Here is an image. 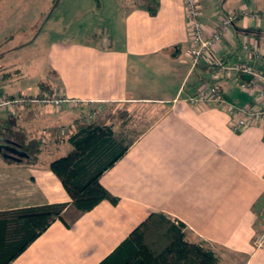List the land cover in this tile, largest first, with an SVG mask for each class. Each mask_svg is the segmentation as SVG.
<instances>
[{
    "label": "crops",
    "instance_id": "obj_1",
    "mask_svg": "<svg viewBox=\"0 0 264 264\" xmlns=\"http://www.w3.org/2000/svg\"><path fill=\"white\" fill-rule=\"evenodd\" d=\"M221 1L226 0H198L204 24L235 9L223 8ZM64 18L71 19L67 35L59 28ZM243 25L264 32L263 23L235 26ZM11 36L0 43V67L6 68L0 95L65 102L56 112L50 105H33L0 115L43 146L35 165L0 156V211L67 203L62 217L72 218L65 220L68 227L54 221L10 264H97L152 212L183 223L187 239L206 243L220 264H264V240L254 244L264 229V123L234 132L223 108L187 102L207 69L203 63L192 69L186 56L182 0H59L32 39L9 45ZM243 39L264 52V34L232 28L216 54L264 70L263 62L243 54ZM39 40L46 86L37 81L25 86L22 77L14 86L22 58ZM218 88L236 107L257 103L230 82L221 81ZM120 106L148 124L99 178L117 203L104 200L80 213L48 164L72 148L68 137L81 123L108 125L119 141ZM236 257L241 262L233 261Z\"/></svg>",
    "mask_w": 264,
    "mask_h": 264
},
{
    "label": "trees",
    "instance_id": "obj_2",
    "mask_svg": "<svg viewBox=\"0 0 264 264\" xmlns=\"http://www.w3.org/2000/svg\"><path fill=\"white\" fill-rule=\"evenodd\" d=\"M58 2L52 0L49 12ZM148 10L153 13L155 8ZM227 11H232L235 17L231 29L244 35L264 34L252 26H235L243 22L240 8L223 13ZM68 142L72 148L64 156L51 160L48 168L68 194L69 204L80 213L92 210L104 200L115 205L117 197L99 183V178L123 156L129 143L115 140L110 126L92 122L81 123ZM0 144L23 152L19 162L27 165H35L43 150L40 141L29 138L16 122L4 117H0ZM67 206L53 203L0 211V264H10L54 221L68 227L62 217ZM184 228L183 223L168 215L152 212L97 264H220L212 248L202 241H189Z\"/></svg>",
    "mask_w": 264,
    "mask_h": 264
},
{
    "label": "built area",
    "instance_id": "obj_3",
    "mask_svg": "<svg viewBox=\"0 0 264 264\" xmlns=\"http://www.w3.org/2000/svg\"><path fill=\"white\" fill-rule=\"evenodd\" d=\"M186 27L189 35L186 56L191 68L199 63L207 67V75L200 80L195 92L187 98L191 105L219 106L232 116L229 126L239 132L248 127L264 123V70L243 62H225L216 54V46L230 32L235 19L232 11L223 13L217 22L210 26L201 21V8L198 0H182ZM243 21L264 24V11L255 12L240 9ZM241 51L247 57L264 63V52L252 40L243 39ZM221 81L237 85L243 91L256 98L257 103L236 107L224 98L218 88ZM65 99L55 96L35 97L31 95H0V112L13 113L27 106L51 105L59 108ZM264 240V229L254 241L260 246Z\"/></svg>",
    "mask_w": 264,
    "mask_h": 264
},
{
    "label": "rangeland",
    "instance_id": "obj_4",
    "mask_svg": "<svg viewBox=\"0 0 264 264\" xmlns=\"http://www.w3.org/2000/svg\"><path fill=\"white\" fill-rule=\"evenodd\" d=\"M51 2L52 0H0V43L4 37L9 35H12L11 37L13 38L9 45L19 44L32 39L46 20V17H48V9ZM222 4L224 5L223 8L229 6L235 9H245L250 12L264 11L263 9L260 10V8L263 7L260 0H226L222 2ZM232 4L235 7H232ZM70 20L71 19L64 18L60 22V31H66L64 35H67L71 28L69 26ZM256 24L262 23L259 22ZM41 46L42 43L40 40L29 46V52L22 58L24 61V64H22L23 66H20L17 74L15 73L12 77L14 86L18 84L21 77L23 78L21 82L23 81L25 86L29 85L31 83L30 81L39 82L40 87L46 86V77L44 76L45 61L43 55H40L42 52L40 50ZM42 53L45 54V51ZM4 70H6V68L2 69L0 67V74L4 73ZM36 87L37 86H35V89ZM52 108L56 112L60 107L56 108L52 106ZM123 109H125L124 106L118 108V111L121 110V112L117 115L116 123H118V125L120 123V126H118L119 128L116 136L126 144L146 128L148 120L146 117L141 120L139 116L129 114V112L127 113V111ZM18 111L19 110H16L13 113L0 112V115L19 114ZM64 218L69 221L72 215L66 214ZM260 233H258V235H260ZM234 260L235 262H241L238 257L233 259V261Z\"/></svg>",
    "mask_w": 264,
    "mask_h": 264
},
{
    "label": "water",
    "instance_id": "obj_5",
    "mask_svg": "<svg viewBox=\"0 0 264 264\" xmlns=\"http://www.w3.org/2000/svg\"><path fill=\"white\" fill-rule=\"evenodd\" d=\"M0 155L3 159H7L13 162H19L24 153L15 149L9 145L0 144Z\"/></svg>",
    "mask_w": 264,
    "mask_h": 264
}]
</instances>
